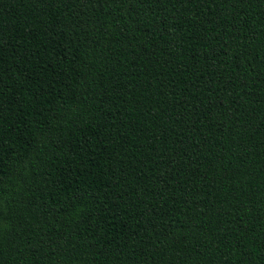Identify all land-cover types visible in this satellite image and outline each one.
<instances>
[{
    "label": "trees",
    "instance_id": "16d2710c",
    "mask_svg": "<svg viewBox=\"0 0 264 264\" xmlns=\"http://www.w3.org/2000/svg\"><path fill=\"white\" fill-rule=\"evenodd\" d=\"M0 264H264V0H0Z\"/></svg>",
    "mask_w": 264,
    "mask_h": 264
}]
</instances>
